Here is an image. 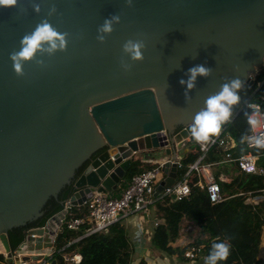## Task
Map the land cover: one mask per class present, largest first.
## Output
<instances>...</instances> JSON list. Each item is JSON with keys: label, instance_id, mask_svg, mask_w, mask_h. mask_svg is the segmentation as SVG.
Segmentation results:
<instances>
[{"label": "water", "instance_id": "95a60500", "mask_svg": "<svg viewBox=\"0 0 264 264\" xmlns=\"http://www.w3.org/2000/svg\"><path fill=\"white\" fill-rule=\"evenodd\" d=\"M52 3L58 12L49 17ZM114 13L121 23L101 43L97 28ZM45 17L70 33L68 49L17 76L9 54ZM128 39L146 41L143 61L125 56ZM263 61L264 0H19L0 8V253L15 264L36 257L12 253L7 232L26 230L18 249H30L28 239L46 231L40 219L63 208L68 183L71 204L81 205L94 190L116 188L147 150L166 156L153 192L160 195L179 176L205 99L226 77L252 85ZM198 64L213 72L186 100L180 80Z\"/></svg>", "mask_w": 264, "mask_h": 264}, {"label": "trees", "instance_id": "16d2710c", "mask_svg": "<svg viewBox=\"0 0 264 264\" xmlns=\"http://www.w3.org/2000/svg\"><path fill=\"white\" fill-rule=\"evenodd\" d=\"M240 95L241 102L234 106L233 117L223 126V132L230 133L236 141L234 155L244 151L258 153L264 148L249 149L245 141L242 142V137L250 131L246 115L250 113V108L245 107L243 102L246 99L256 100L260 95H264V66L258 69L253 84L245 86ZM190 143L191 141H188L190 150L181 159L185 165L194 161L199 153L196 145ZM220 159L221 151L213 147L207 154L205 162H217ZM257 160L264 166V154L259 155ZM152 165H143L141 158H136L129 166L127 175L130 177ZM215 175L221 190L228 195L222 201L212 203L206 189L197 186L195 177L190 179L189 196L182 199L169 195L154 198L155 212L165 221L153 229L151 243L167 254H175L181 260H188L184 251L189 244L173 246L169 243L170 239L179 234L182 222L187 217L198 228L197 235L192 241L194 245H201L200 252L194 260L196 264H205L212 244L218 240H226L232 246L228 260L221 261L219 264H259L261 260L260 242L264 225V198L254 203L246 200L251 195H264V175L240 170L229 181L220 179L218 173ZM75 189L72 182L68 183L67 191L61 199L62 207L64 201ZM194 206L198 207V214L185 215L188 209ZM61 209H57L54 213ZM86 213L85 203L70 206V215H85ZM52 215L40 219L38 226H43ZM90 227L85 223L78 229H70L62 224L54 237L53 250L50 255L35 264H130L135 253V245L130 239L122 217L104 228L88 232ZM25 232L26 230H23V236L16 232H7L12 253H15L18 245L25 239ZM75 252L80 254L78 262L65 258V255H72ZM11 263L13 262L9 261L4 253H0V264Z\"/></svg>", "mask_w": 264, "mask_h": 264}, {"label": "clouds", "instance_id": "9594fccd", "mask_svg": "<svg viewBox=\"0 0 264 264\" xmlns=\"http://www.w3.org/2000/svg\"><path fill=\"white\" fill-rule=\"evenodd\" d=\"M129 6H132L133 0H126ZM19 0H0V8L18 7ZM33 9L36 13L42 11L41 3L33 2ZM58 12L55 3L51 4L48 10V16H53ZM121 23L119 14H112L104 19V22L97 28V40L101 43L107 41V37L115 31V25ZM70 33L61 32L50 20L43 18L35 28L25 33L20 39V48L9 54L12 61V67L17 76H25V64L35 62L40 67H47L45 57H52L57 52H66L68 49ZM123 53L132 62L143 61L147 43L144 39H128L123 44ZM132 63H129L124 57L121 58V67L128 72L132 69ZM213 68L205 64H198L188 69L187 79H181L180 84L185 86L186 100L190 99V93L196 88V82L199 77L208 78L212 75ZM245 87V82L239 78H225V82L220 85L219 91L208 96L202 107L191 121L189 132L197 143L206 145L214 142V137H219L223 131V126L229 123L234 114V106L241 102V90ZM248 124L253 133L261 126L262 122L258 119V110L251 114L246 113ZM247 141L257 148H264V133L260 135L242 137V142ZM184 194L188 189L185 188ZM231 244L224 241L214 242L211 251L205 260V264H219L221 261H227L231 255Z\"/></svg>", "mask_w": 264, "mask_h": 264}, {"label": "built area", "instance_id": "2783aa9c", "mask_svg": "<svg viewBox=\"0 0 264 264\" xmlns=\"http://www.w3.org/2000/svg\"><path fill=\"white\" fill-rule=\"evenodd\" d=\"M262 66H264V61ZM243 105L250 108L249 114L258 110L259 115L257 118L262 122L255 133L250 129L247 135L252 136L264 133V95H260L256 100L246 99ZM213 140L214 142L206 145L197 143L195 139L193 140L198 148V156L187 165L180 159L177 160V167L179 171L181 169V172H179V176L174 183L164 186L159 196L169 195L177 199L189 196L191 192L189 176L191 172L195 171L197 172L196 184L205 185L210 201L213 203L221 201L223 195L220 190V184L210 173H207L208 166L211 163L205 162L207 154L213 147H217L221 151L223 160L235 161L240 170L264 175V166L257 162V156L264 154V149L260 148L261 150L258 153L244 151L234 155V148L237 144L230 133L222 131L220 136L214 137ZM245 143L249 149L257 148L247 141ZM161 165L162 161H157L151 167L132 174L127 186L124 187L119 196H113L108 191L94 190L91 196L84 201L87 210L85 215H70V206L72 204L69 198L66 199L61 209L63 223L70 229H78L81 225L87 223L91 226L88 232H91L104 228L111 222L145 207L148 203L153 202L156 197L153 195L154 187L164 176ZM185 188L188 189L187 194H184L183 190ZM37 236L36 234L32 237ZM199 248L193 246L186 250L185 254L189 257H194L197 255L196 252H198ZM22 250H25V247L20 249L17 247L14 254H25L20 252ZM65 258L78 262L80 254L75 252L72 255H65ZM17 264H32V262L30 259L19 258Z\"/></svg>", "mask_w": 264, "mask_h": 264}, {"label": "crops", "instance_id": "0c3cea01", "mask_svg": "<svg viewBox=\"0 0 264 264\" xmlns=\"http://www.w3.org/2000/svg\"><path fill=\"white\" fill-rule=\"evenodd\" d=\"M186 147L188 149L187 150L188 152L190 150V146L188 145V142L186 144ZM156 153L157 151L155 150L145 151L143 156L141 157L142 164L143 165L154 164L155 162L162 161L163 159L166 158L165 156V158L161 159ZM258 157L259 155L257 156V159ZM179 159L180 161H182L181 160L182 157ZM239 171L240 169L237 167V163L235 161L223 160V154L221 153V159L218 160L217 162H211V164L208 166L207 173H210L214 177L215 180H216L215 174L218 173V176L220 179L229 181L232 178V176L236 175ZM254 174H257V173H254ZM163 175H165V173H163ZM130 177H128L127 171H126L123 178H121L120 181L118 182L116 188L109 190V193L113 196H119L122 190L124 189V187L127 186ZM194 177L195 179H197V172L195 171L190 173L189 179L194 178ZM197 186L200 188L206 189L205 185L203 186L197 185ZM220 190H221V187H220ZM221 193L223 195V199L226 196H228L222 190H221ZM263 198H264V195L262 194L251 195L247 198L246 201L254 203ZM155 211H156V205H154L153 202H151V203H148L145 207L139 209L138 211H135L133 213H130L127 216L122 217L123 223L128 231V234L132 236V241L135 245V253L132 257L130 264H142V262L143 264H196L194 260L197 258L200 252V248H201V245L198 246V245L192 244L193 239L197 235L198 228L196 224L191 219L185 217L182 222V226L180 228L179 234L175 238L170 239L169 241V243L173 246H184L186 244H189L187 248L185 249V251L190 249L193 246L198 247V248L200 247L198 252H196L197 255H195L194 257L187 256L184 251V255L185 257L188 258V260H181L175 254H167L164 251L153 247L151 243V236L153 233V229H155V227L159 223H164L165 221L164 218L159 216L158 213ZM198 212H199L198 207L194 206V207L189 208L187 211V214L185 215H189V214L197 215ZM62 218H63V214L61 210L54 213L50 218H48L47 222L44 224V226L46 227L45 233L43 235H38L37 237H33L36 239L34 241L35 243L31 242L30 239L28 240V246L32 244H36L37 246H41L39 250H35L33 248L34 246H30V250L27 249L28 251L22 250L20 252L28 253V254H36V255H38V253H43L44 255H47V256L50 255L51 251L53 250L54 237L56 233L59 231V229L62 227V224H64ZM37 240H39V242ZM42 240L44 242H42ZM38 243L40 244L38 245ZM259 255L261 257L259 264H264V225H263L262 237H261V242H260ZM43 260H45V258Z\"/></svg>", "mask_w": 264, "mask_h": 264}, {"label": "rangeland", "instance_id": "374dc122", "mask_svg": "<svg viewBox=\"0 0 264 264\" xmlns=\"http://www.w3.org/2000/svg\"><path fill=\"white\" fill-rule=\"evenodd\" d=\"M191 145H195V142L194 141H191V143H190ZM180 172H181V169H180ZM129 177V176H128ZM108 193H109V191H108ZM131 234H133V233H131ZM130 239H132V236L130 235ZM36 239L35 238H30V241L31 242H34ZM38 242H39V240H37ZM42 242H44L43 240H42ZM35 243V242H34ZM40 243H38V245H39ZM34 247V249L35 250H39L40 248H41V246H37L36 244H32ZM154 248H156L155 246H153ZM157 249V248H156ZM47 255H44L43 253H38V255H37V257L36 258H33V257H31L30 258V260H31V262H32V264H35L36 262H39V261H42L45 257H46ZM11 264H15L14 262L13 263H11Z\"/></svg>", "mask_w": 264, "mask_h": 264}]
</instances>
